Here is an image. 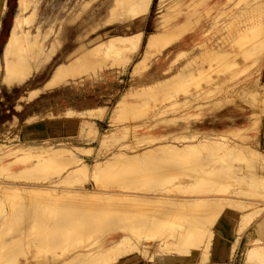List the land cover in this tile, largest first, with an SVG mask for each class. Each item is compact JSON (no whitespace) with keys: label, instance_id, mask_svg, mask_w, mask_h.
I'll return each instance as SVG.
<instances>
[{"label":"rangeland","instance_id":"obj_1","mask_svg":"<svg viewBox=\"0 0 264 264\" xmlns=\"http://www.w3.org/2000/svg\"><path fill=\"white\" fill-rule=\"evenodd\" d=\"M86 1L87 0H44L40 4L42 10L39 9L29 14L28 20H24V25L27 24L32 26L37 16L41 15L43 17L41 25L42 30H47L49 32L46 37L47 43L52 41L56 34H58L59 38L62 40L52 58L42 69L38 70L37 68L39 67L34 63L33 64L36 66H33V64L30 63L32 61L26 58V64L22 65V68L16 72V74L14 73L15 75L11 71V73L7 71L11 77H6L5 71L2 68L3 66H0V71H4V74H0V143H22L23 145L26 143H42L45 141L42 138L48 137L51 142H61L62 146L70 147V151H68L70 156L58 154L54 155L56 159L50 161L44 160L45 156H47L46 153H49L48 150L44 152V149L41 151L43 153L40 152L41 154H38L37 148H28L29 152L33 150L31 152L34 154H43V157L40 158L41 160L38 161L42 163L37 162L32 164L33 161L36 160L35 157H31L32 154H30V157H25L23 155L24 158L30 161L21 160L19 162L8 161L6 163H1L0 160V164H3L0 165V180L14 182L25 181L30 184H46L47 180L55 178L54 181H57L58 178L63 177L58 179L59 181L55 185L52 184V191L56 192L58 195L54 197L55 201L52 203L46 202L45 199H42V195H36L37 193H32L31 195H15L14 193H10L8 188L0 190V264H36L42 260L57 261L67 257L68 254L82 249L84 246L95 244L103 235L102 233L106 232V226L100 227L98 224L94 223H90L89 225H85L84 223L78 226L76 225L77 227L72 226V228H70V226V229L47 228L49 225L51 227V224H54L52 221H55L54 219L63 215L64 212L77 208L74 203L75 197H66V195L62 194L64 190L57 186L66 185V187H75L79 184L78 182L81 183L80 180L85 184H90L89 181H86L87 179H84L90 178L89 176L93 174L88 172L89 174L86 173L88 176H85V174H83L84 172L71 169L72 165H68L72 155H74L73 157L81 155L88 163H91L96 156L101 159L107 158L111 160L118 152L129 154L140 147L151 144L180 145L190 139L185 135L190 134L195 129H199L200 132L195 130L197 132L194 131L193 133H197V135L191 137L192 140H196V138L200 140V138L204 137L205 140L201 139V141L205 143L207 138H209L210 140L207 142L214 145H209L206 142L200 150L207 151L212 149V151L218 154L230 148L231 154L224 153L219 157H223L220 159L223 166L221 167L223 172H220V174L222 173L221 175L223 178H221V176H219L220 174L218 175L217 172V174L215 173L217 170L213 169L215 167L214 165H217L218 162H214V167H210V162V165L204 166V162L198 161L201 158H198L197 155H192L193 157H190V160L193 158L191 160L192 162L194 159H198V163H194V165L197 166L195 168L199 170V173L195 174L196 177L200 176L201 178H196L194 177L195 174H192L195 169L193 168L194 166H191L193 163L187 160L185 161V159L189 158L184 159L180 156L181 158L178 161V159H174V157L167 153L163 155L152 149H144L140 151L142 152L141 156L138 157L140 159L136 161L140 166H135L139 165L135 164L131 167H122L124 166L123 162L112 163L113 167H110L109 170L106 169L107 171H104L103 174L100 175L97 184L99 186H107L108 189L121 188V190H125L126 188L127 190L128 187L134 191H147L149 189V191L164 195H187V193L192 195L198 192L199 189H205L202 191L207 192L206 194L212 193L211 195L217 194V196L221 195L222 197L232 194L234 197H237V199L234 201L232 200L231 203V200L229 202H222L221 198H219V202L216 201L217 199L213 201L214 203L217 202L215 203L216 206L212 205L214 203L211 202L210 205L203 210L197 209L189 211L187 213L188 218H190L191 215L196 216H193V218L201 222L204 227L206 226L204 229L205 233L203 235L198 232L199 236L194 233L193 235L196 238L189 240L187 243L180 242L176 244L173 238H168L163 248L169 250L176 248L174 252L169 251L165 254L155 253L153 257L148 256V260L137 254H132L121 257L119 259L121 260L120 263L253 264L251 262L252 257H250L248 253L242 252V247H244V245L260 246L259 244L262 242L260 236L258 238L259 234L256 235V231L251 233L250 229L254 221L264 212V179H262L264 176V45L259 47L261 44H258L262 42V44H264V41H262V38L264 40V7H262L264 6V0H183L174 7L171 15H179L178 18L181 20L185 13L191 12L189 13L190 17L188 19L190 30L183 34V37L174 38L173 41L167 42L166 45L163 43L159 47H156L157 52L159 49H162V51L154 54L150 58L148 64L142 66L145 70L139 75L131 76L130 71L134 61L140 57L141 48L137 53H131V56L130 52H127L123 56H120L119 59L109 61L110 64L108 66L100 64L101 62H97L96 60L92 63L83 61L82 64H79L77 67L75 72L77 76H74V78L70 77V71L71 73L74 72L72 70L63 73L59 72L58 74L55 73L54 76L47 78L54 64L62 60L80 41L83 42L85 46H89L108 34H129L140 28L144 32L141 42L143 43L145 35L149 31L157 28L156 26L159 24L158 15L161 14V10H164L172 0H164L160 9L157 8L160 5V0H152L148 13L140 19L138 23L134 21H113L109 24L105 21L108 16L106 5L110 4L113 0H90L88 5L82 7ZM192 1L195 2L189 4ZM16 6L17 0H0V64H2L3 44L12 24V18L16 13ZM221 10L224 13L221 12ZM220 13L222 14L220 15ZM250 13L252 14L251 16H255L251 17ZM174 16H170L168 22L173 21L175 18ZM244 25H246V27ZM257 25L259 27H255ZM199 26H202V34L200 36L197 34L198 38L195 40L196 43H188V45L182 43L183 40L190 42L193 31L197 30ZM254 27L257 28V30L261 28V31H256ZM256 34L260 35L257 36ZM251 37H257L259 40L257 38L252 39ZM256 39L258 42H256ZM252 40H254V42H251ZM37 46L38 45H34L33 47L27 46L28 48H25V57H28L31 51ZM204 47L213 50L219 47L227 48V50H230V54L221 55L224 57H218V60L211 61V63L200 64V72H194L191 76H187L189 78L185 76L183 80H178L179 82H176L177 80L172 81V79H175L172 78V76L175 74L176 68L184 64L187 58L193 57V59L189 58L193 60L191 65L198 62L199 58L201 59V50ZM182 50L185 51L182 52ZM50 51L52 50H46L44 52H47L48 56H50L53 54V52L49 53ZM242 52L243 54H241ZM103 53L104 51L99 50L94 53V57ZM225 58H227V61ZM220 60L223 61L224 64H228L222 65ZM231 60H234V62ZM34 67L36 69H34ZM142 67H140L141 71ZM206 67L208 69H206ZM33 70H36V72L33 73ZM206 75H208V77ZM158 79H161V81L157 83L156 81H158ZM20 80H22L23 83L16 85ZM167 80L170 81L167 82ZM152 82H156L152 84L154 86L150 85L147 92L145 90L142 96L139 95L140 97H136L130 105H127L126 111L122 115V120L117 122L115 126H109L108 114L117 101L124 96L126 89L131 87L140 90L142 88H147L146 85ZM160 82L163 86L158 90V88L161 87ZM158 84L160 87L156 86ZM200 91H203L202 93L204 94L202 98L194 100L190 105L177 106L184 97H191L195 93H200ZM197 103L202 104L199 105ZM88 106H94V109L90 111L81 110V108L83 109ZM66 107L77 109L76 112L73 111L71 113L69 111V113H66L64 116L58 115V111ZM92 111L97 112L90 114L89 112ZM101 111L104 116L101 114ZM67 116H69L68 118L72 117L70 119H75L76 125L74 128L66 126L65 121L67 120ZM113 127L120 130V133H118L119 135L102 147L99 141L100 135ZM200 133L201 135L199 137ZM214 133L219 135L217 136V138L219 137V141L225 137L224 135H226L229 140H225L226 137L222 139L224 142H216L215 144V141H217L215 139L217 138L212 137L216 136L213 135ZM203 134H205V136H203ZM210 134L212 136H210ZM210 137H212L213 140H211L212 138ZM212 141H214V143H211ZM256 141L258 143H256ZM217 144L220 145V147ZM83 145H90L93 149H89L91 152L85 154L80 150ZM63 151L67 152L66 149ZM72 151L75 152L72 154ZM234 152H237L241 156H234V154H232ZM150 154L152 155L150 156ZM145 155H149L150 157ZM154 155L156 156L154 157ZM227 155L230 157L227 158ZM9 156L12 155L5 156L2 160H7ZM194 156L196 158H194ZM199 156L210 158L209 156L206 157L204 153H200ZM146 158L149 162H147ZM224 158H227L230 162ZM24 161H28V163H24ZM56 161H58V163ZM175 161H177L178 164L183 163L180 165H183L182 167L184 170L182 167H179L178 164H175ZM166 163H168V165H166ZM27 165H29V168H27ZM120 166L122 168H120ZM137 167L140 169H137ZM174 167H177V170L174 169ZM224 167L228 172H225ZM119 168L122 170H119ZM215 168H219L218 165ZM70 169L81 173L83 177L79 174H73L71 178L70 174L66 173ZM188 169L191 171H187ZM71 170L69 171L70 173H75L73 171L71 172ZM115 170L118 171V173H116ZM138 170L141 171L138 172ZM171 171L174 173L180 171L183 174L178 172L177 175ZM170 172L173 175L170 174ZM244 172H246V174ZM121 173L123 174L120 175ZM179 174L181 175L179 176ZM201 174L207 176L203 178ZM77 175L81 176L82 179ZM108 176L111 177L108 179ZM103 177H105V179ZM118 177L120 178L119 180ZM106 178L108 181H106ZM111 178L112 182L110 181ZM254 178H256L257 181ZM102 180L103 182H100ZM203 180L205 182H201ZM208 181L213 184L209 185L208 183L206 184L207 186L204 185ZM108 182L111 184H106ZM224 182L226 183L224 184ZM206 188L209 190H206ZM212 191H217V193L214 194ZM34 197L38 198L34 199ZM40 198L42 200H40ZM242 199L244 201H242ZM92 201H94V199L92 200L90 197H87V199H84L83 204L87 206L92 203ZM247 202L248 204H246ZM165 203L168 204V201H164L157 205H147L146 207H141V210H147L148 213L146 214L150 212L154 214L153 212L157 213L156 207L162 208V206L167 205ZM123 207V205H119L118 208L123 209ZM33 209H35V211ZM32 212L39 216L35 217L34 215V219L31 214ZM141 212L142 213L139 212V214H141L139 216L145 214L146 211ZM120 213V217L127 214L126 210ZM47 214L51 215V217H48L49 215ZM203 216H206V218H203ZM221 217H225L228 222H230L227 231L228 235L221 239L222 242L220 246L223 245V248L221 247V253L217 255H212L210 253L204 254L202 252L204 244L208 239L210 240L209 236L211 235V230ZM167 220L170 221L168 218ZM170 222L171 223L168 222L170 225L166 224L167 226H165V223L163 224V227H165V230H168V232L172 230L171 228H175V225L177 227L181 221L178 222L176 219ZM184 222L192 225L188 222L186 216H184L183 223ZM31 223L35 226L29 228ZM55 224L59 223L55 221ZM12 227L15 229H12ZM22 227H25L23 231ZM168 227H170V229ZM61 231H71V234ZM139 231H143V228H139ZM54 232L59 236L52 234ZM1 233L3 234L2 237ZM36 233H38L39 236L41 235L42 238L36 236ZM74 233L77 235L75 236ZM247 234H249L248 237ZM17 235L29 237V239L17 237ZM52 235L55 236L52 238ZM47 236L48 238H46ZM32 238H34L35 241L31 240ZM38 239L42 243H40ZM118 261L113 264H117Z\"/></svg>","mask_w":264,"mask_h":264},{"label":"bare ground","instance_id":"obj_2","mask_svg":"<svg viewBox=\"0 0 264 264\" xmlns=\"http://www.w3.org/2000/svg\"><path fill=\"white\" fill-rule=\"evenodd\" d=\"M42 1H44V0H17L16 13L14 14V16L12 18V24L10 26L8 35L6 37V40H5V42L3 44V48H2V64H0V66H3L2 68L5 71L6 77L7 76L11 77L7 73V71H9V73L12 72L13 74L14 73L16 74V72H18L22 68L21 66L26 64V58H27V60L32 61L30 63L36 64L39 67V68H37L38 70L42 69L44 67V65L52 58V56L54 55V53L56 52V50L58 49V47L61 44L62 40L59 38L58 34H56L54 36L52 41L47 43L46 37L48 36L49 32L47 30H42L41 25H42V20H43L42 18L43 17L41 15L37 16V18H36V20L32 26L27 25V24L26 25L23 24L24 20H26L28 18L29 14L36 12L37 10L41 9L40 4ZM89 1L90 0H87L83 4L82 7H85L86 5H88ZM163 1L164 0L159 1L160 5L157 8L160 9V7L163 5ZM182 1L183 0H172L171 3H169L164 8V10H161V14L158 15L159 24H157V26H156L157 28L149 31L145 35V39H144L143 43H141V42H142V39L144 36V32L140 28L137 29L136 31L132 32V33H129V34H108L104 38H101V39L95 41L94 43H92L89 46H85V44L80 41L66 56L63 57L62 60H60L56 64H54V66L52 67V69L49 73V76L47 78L54 76L55 73L56 74H58L59 72L63 73V72H67L69 70L74 71L72 73L70 71V74H71L70 77L74 78V76L75 77L77 76V74L75 73L77 67L79 66V64L81 65L83 61H85V62L87 61L89 63H92L94 60H96L97 62H101L100 64H103L104 66H108L110 64L109 61L117 60L120 58V56H123L127 52H130V56H131V53H134V52L137 53L141 48L140 57L136 61H134L133 65H132L133 67L131 68V71H130L131 76L139 75L141 72H143L145 70V69H143L142 66L147 65L150 58L154 54L162 51V49H159V51L157 52L156 47H159L163 43H164V45H166L167 42L173 41L174 38H179L181 36L183 37V34H185L186 32H188L190 30V26H189L190 24H189L188 19L190 17L189 13H191V12L185 13V15L183 16V18L181 20L178 18L179 15H175V16L171 15L174 7L177 4L181 3ZM151 2H152V0H113L110 4L106 5V11H107L108 16H107L105 21L107 24L112 23L113 21H117V22L134 21V22L138 23V21L140 19H142L148 13ZM193 2H195V1H192L189 4H192ZM234 4H235V2H234ZM257 4H259V3H257ZM231 5H233V4H231ZM252 5H255V4H252ZM262 7H264V6H262ZM246 8H248V7H246ZM227 9H228V7H227ZM250 10H251V7H250ZM221 12H223V11L221 10ZM247 12H249V11H247ZM254 12H255V10H254ZM260 12H262V11H260ZM246 13H244V14H246ZM221 14L222 13H220V15ZM239 15H241V14H239ZM251 15L252 14L250 13V16ZM260 15H259V17H260ZM170 16H174L175 18L173 19V21L168 22L170 19L169 18ZM254 16H251V17H254ZM246 17H248V16H246ZM258 19H260V18H258ZM194 20H197V19H194ZM232 20H234V19H232ZM236 20H238V19H236ZM243 20H245V19H243ZM240 22H243V21H240ZM258 22H260V21H258ZM250 24H248V25H250ZM244 26L246 27V25H244ZM255 27H259V26L257 25ZM201 29H202V26H199V28L197 30L193 31V33L190 37V39H191L190 42L183 40L182 43H184L185 45H188V43H192V44L196 43L195 40H196V38H198L197 34H199V36L202 34ZM255 30L259 32V31H261V28H260V30H257V28H255ZM256 35L259 36L260 34H256ZM256 35H254V36H256ZM263 36H264V34H263ZM255 38H257V37H255ZM255 38H252V39H255ZM234 40H235V38H234ZM258 40L256 42H258ZM262 41H264L263 38H262ZM242 42H243V40H242ZM251 42H254V40H252ZM171 43H169V44H171ZM262 43H258L259 45L261 44L259 47L264 45ZM34 45H38L36 47L37 49L35 48L34 50L31 51V53L28 55V57H25V55H24L25 54V48L33 47ZM209 49H211V48H208V47L202 48L201 59L199 58L198 62H195L194 65H191V62L193 60L189 59V58L193 59V57L187 58L184 64H182L176 68V72L173 75L175 77L172 76V78H175V79H172L171 77H169V78H171L172 81L177 80L176 82H179L178 80H180V81H181V79L183 80V78L185 76L186 77L189 75L191 76V74H193L196 71L200 72V70H201V67L199 66L200 64L211 63V61L218 60L217 59L218 57H224L221 55L230 54L229 53L230 50H227V48H220L219 47V48H215L214 50L213 49L209 50ZM46 50H52L49 53L53 52V54L48 56L47 52H44ZM99 50L104 51V53L99 54L96 57H94V53L99 51ZM184 51L185 50H182V52H184ZM246 51H250V50H246ZM241 54H243V52ZM233 57H234V54H233ZM225 60L227 61V58H225ZM221 62H222L221 63L222 65L228 64V63L224 64L223 61H221ZM232 62H234V60ZM34 64H33V66H36ZM140 67H142V71H141ZM34 69H36V68L34 67ZM206 69H208V68L206 67ZM4 71L1 70L0 74H4ZM205 71H207V70H205ZM34 72H36V70H33V73ZM206 76L208 77V75H206ZM169 78H166V79H169ZM187 78H189V77H187ZM213 79H215V78H213ZM159 81H161V79H158V81H156V82L158 83ZM169 81L170 80H167V82H169ZM156 82H152L150 84H147L146 85L147 88H142L140 90H137L136 88H131V87L126 89L124 96H122L117 101V103L113 106V108L110 110V112L108 114L109 126H115L117 122L122 120V115L126 111L127 105H130V103H132V101L135 100L136 97H140L139 95L142 96V94L145 92V90L147 92L149 90L150 85L155 84ZM22 83H23L22 80H20L16 83V85H20ZM152 86H154V85H152ZM156 86H159V84ZM160 86H159L160 88H158V90H160L163 86V84H161V82H160ZM202 92L203 91H200V93H195L191 97H184L179 102V104L177 106L181 107L182 105H190V103H192L194 100H198V99L203 97L204 94ZM197 104H199V103H197ZM200 104H202V103H200ZM70 108L71 107H66L65 109L59 110L58 115L64 116V115H66V113H69V111L71 113L73 111L76 112V109H77L76 107H73L76 109H72V108L70 109ZM93 109H94V106H88V107H85L83 109L81 108V110H88V111L93 110ZM100 110H98V111H100ZM96 112L97 111H92L89 113L92 114V113H96ZM101 114H103L102 111H101ZM101 114H100V116H101ZM103 116H104V114H103ZM68 117L69 116H67V118H66L67 120L65 121L66 126L69 128H74L76 125L75 119L74 118L70 119L72 117H70V118H68ZM101 118H102V116H101ZM195 130H198L200 132L199 129H195ZM203 131H205V130H203ZM193 132L185 135V136L189 137L190 139L187 142H184L180 145L179 144H171V145L170 144H151V145L140 147L136 151H132L129 154L124 153V152L123 153L118 152L117 154L114 155V157L111 160H109L107 158L101 159L98 156H96L95 158H93L91 163H88L83 158V156L80 155V156L73 157L74 155H72V158H70L69 162H68V165H70V164L72 165V166L70 165L71 169H76L77 171L84 172L83 174H85V176H88V174L91 173V174H93L92 176H94V177H92L91 175L89 176L90 178L84 177L85 178L84 180L87 179L86 181H89L90 184H85L82 180L79 179L81 181V183L78 182L79 184H77L75 187H70V186L66 187V185L65 186L64 185L63 186H59V185L57 186L58 188H61L62 190H64L63 193L62 192L61 193L66 195V197H68V196L75 197L74 203L76 204L77 208L74 210H69V211L64 212V214L58 218L56 217L57 219H54V220L57 221L59 224H55V221H52L55 225L51 224L52 226L50 227V225H49V227H47V228H50V229H52V228L53 229H55V228H60V229L68 228V229H70V228H72V226L77 227L78 225H81L84 223H85V225H89L90 223H94V224H98V226H100V227L106 226L107 230H106V232L102 233L103 235L96 241L95 244H90V246H84V247H82V249H80L74 253L68 254L67 257L62 258L60 260H57V261H55V260L54 261H47V260L43 261L42 260L41 262H37L36 264H113V263L117 262L121 257L129 256L132 254H137L140 257L148 260L149 259L148 256L153 257V255L155 253L156 254H162V253L165 254L169 251L174 252V250H176V248H173L171 250H169L167 248H163L164 243L167 242L168 238H173L174 243L178 244L180 242L187 243V242H189V240H192L193 238L195 239L196 237H194V235H193L194 233H195V235H198V236H199L198 232H200L201 234L204 235V233H205L204 229L206 226L204 227V225H202L201 222H199L196 218H193L194 215L193 216L191 215L190 218H188L187 213L191 210H197V209L203 210L205 207L210 205V203L215 201L216 199H217L216 201L219 202V198H221L222 202H224V201L229 202L231 200L230 202L232 203V200L233 201L236 200L237 197H234L232 194L231 195L228 194L230 196L225 195L223 197L220 194L219 195L221 197L217 196V194L211 195L212 194L211 192H210L211 194H206L207 192H203L205 189L204 190L199 189L200 191L198 190V192L194 191L196 193L190 192V193H193L192 195L189 193H187V195L186 194L185 195H182V194H180V195H173V194L172 195H164V194L155 193L153 191H149V189L147 191H143V190L142 191H134V190L130 189L129 187L127 190H126V188H125V190H121V188L120 189H114V188L108 189L107 186H99L97 184L98 178L100 177V175L103 174L104 171H107L106 169L109 170L110 167L112 168L114 163L123 162L124 166H122V167H125V166L131 167L132 165L139 164L138 162L136 163V161H138L140 159V158H138L139 156H141V153H142L140 151L144 150V149H152L153 151H156L157 153H160L163 155H165L167 153L168 155L174 157V159H178V161L181 158L180 156H182V158H184V159L189 158V159H185V161L187 160V161L192 162L191 160L193 158H191V160H190V157H193L192 155H197V157L201 158L202 160L201 159L200 160L194 159L192 162L193 164L191 165V166H194L193 168L197 167L196 165H194V163L195 164L198 163L197 160L200 162L201 161L204 162L203 163L204 166H208L211 164L210 167H214V166L217 167V165H218L219 168L214 167L213 169L217 170V171H215V173L217 172L219 175L220 172H223L221 170V167H223V166H222V163L220 162V159L223 157H221V158H219V157L221 155H223L224 153H226V154L230 153L231 152V150H229L230 148L229 149L227 148V150L225 149L224 151H222L218 154L215 153L214 151H212V149H210V148H209L210 150H207V151L203 150L202 151V150H200L201 147H203L204 144L210 139L207 138L205 143H202V141H201V139L205 140L204 137L200 138V140H199V138H196V140H192L191 137H195L197 135V133H193ZM195 132H197V131H195ZM206 132H207V130H206ZM118 133H120V130L115 129V127L109 128V130L105 131L103 134L100 135V140H99L100 145L103 147L108 142L110 143L117 135H119ZM203 133H205V132H203ZM200 135H201V133L199 134V137H200ZM213 135H216V136H212L210 134V136L215 137V138H217V136H219L216 133H214ZM203 136H205V134H203ZM224 136L225 137H223V136H220V137H223V138L227 137L226 135H224ZM212 137H210V138H212ZM42 139L45 140L42 143H32V144L26 143L25 145H23L21 143L22 141L19 142L21 144L12 143L13 145L1 142L0 143V160H1V163L2 162L6 163L8 161L19 162L21 160H29L27 158H24L23 155L25 157H30V154H32L31 157L36 158V160H34L32 164H35L39 160H41L40 158L43 157V154L42 155H37V153L34 154L31 152L33 150H31L29 152L28 148L34 149V147L37 148L36 150L39 152L38 154L43 153L41 151L44 149H45L44 152H46V150L49 151V153H46L47 156H45V158H44V160H46V161L56 159V158H54V155H58V154L70 156L69 152H68V151H70L69 150L70 147L62 146L61 142H57V143L51 142L49 140L50 138H48V137H45ZM222 139L220 141H219V137L217 139H215V140H217V141L214 140L215 144H216V142H218V143L224 142V140L222 141ZM211 140H213V138ZM225 140L228 141L229 140L228 137ZM48 141H50V142H48ZM214 141H212L211 143H214ZM209 143L210 142H207V144H209ZM229 143H230V141H229ZM256 143H258V142L256 141ZM222 144H224V143H222ZM227 144H228V142H227ZM227 144H224V145H227ZM209 145H212V144H209ZM58 146H60V147H58ZM212 146H214V145H212ZM218 146L220 147V145H218ZM229 146H231V145H229ZM91 147L92 146H90V145H83L80 150H81V152L87 154V153L91 152L89 149H93V147L92 148ZM64 149H66L67 152H64L63 151ZM73 152H75V151H72V154H73ZM149 153H145V154H149ZM200 153L201 154L204 153L206 157L209 156L210 158L207 157L208 158L207 159V158L201 157V156H199ZM232 154H234V156L240 155L237 152H234ZM8 155H12V156H9L7 158V160H2L3 157L8 156ZM151 155L152 154H150V156ZM145 156H147V155H145ZM150 156L148 155L147 157H150ZM155 156L156 155H154V157ZM63 157H61V158H63ZM142 157H144V156H142ZM165 157H167V156H165ZM175 157H177V158H175ZM224 157H225V155H224ZM229 157L230 156L227 155V158H229ZM194 158H196V157L194 156ZM227 158H224V159L227 160ZM231 158H233V157H231ZM57 159H59V158H57ZM63 159H65V158H63ZM204 159H205V161H204ZM227 161L230 162V160H227ZM56 162L58 163V161H56ZM63 162H65V161H63ZM147 162H149L148 159H147ZM209 162H210V164H209ZM214 162H218V164L214 165L215 164ZM24 163H28V161L27 162L24 161ZM38 163H42V162H38ZM175 164H178L177 161H175ZM180 164H183V163H180ZM180 164H178V166L182 167L183 165H180ZM223 164H224V162H223ZM0 165H3V164H0ZM29 165H27V168H29ZM166 165H168V163H166ZM66 166H67V164H66ZM135 166H140V164L135 165ZM157 166H159V165H157ZM175 166H177V165H175ZM1 167H3V166H1ZM122 167L120 166V168H122ZM120 168H119V170H122ZM176 168L177 167H174V169H176ZM230 168H232V167H230ZM137 169H140V168L137 167ZM182 169H183V167H182ZM189 170L190 169H188L187 171H189ZM224 170H225V172H228V171H226L225 167H224ZM69 171L66 173L70 174V177L73 174L74 175H76V174L81 175V173H79L77 171L75 172V171L71 170V172L73 171L75 173H70ZM139 171H141V170H138V172ZM180 171H181V169H180ZM180 171H178V172L181 173L182 171L181 172ZM198 171L199 170L195 168L193 170L192 174L199 173ZM200 171L203 172L202 170H200ZM210 171H212V170H210ZM171 172L174 173L173 171H171ZM171 172H170V174H172ZM247 172H249V171H247ZM86 173H88V174H86ZM116 173H118V171H116ZM123 173H121L120 175H122ZM177 173H174V174H177ZM188 173H190V172H188ZM206 173H204V174H206ZM244 173L246 174V172H244ZM33 174H35V173H33ZM181 174H183V173H181ZM181 174H179V176ZM209 174H211V173H209ZM221 174L219 176H221V178H223ZM79 175H77V176H79ZM213 175H214V173H213ZM81 176H79V177L81 178ZM201 176H203V178H204V176H207V175L201 174ZM105 177H103V178L105 179ZM109 177H111V176H108V179H109ZM170 177H172V176H170ZM174 177H175V175H174ZM194 177H196V174ZM199 177L200 176H198L196 178H199ZM237 177H239V176H237ZM10 178H12V177H10ZM32 178H34V177H32ZM61 178H63V177H61ZM61 178H58V179H61ZM76 178H78V177H76ZM186 178L189 179L188 177H186ZM54 179L55 178L47 180L48 184L47 183L46 184L45 183H32V184H30V183L25 182V181L14 182V181L0 180V190L4 189V188H8L10 190V193H14L15 195L16 194L31 195L32 193H37L36 195H42V199H45L46 202L52 203L53 201H55L54 197L58 196L56 192L52 191V188H53L52 184L55 185L59 181L58 179H57V181L56 180L54 181ZM108 179L106 178V181H108ZM119 179L120 178L118 177V180ZM214 179H216V178H214ZM254 179L257 181L256 178H254ZM262 179H264V176ZM65 180H67V179H65ZM111 180H112V178L110 179V181ZM114 180L117 181L116 179H114ZM114 180H113V183H114ZM200 180H198V181H200ZM204 180L201 182L206 181V180L205 181ZM66 182H64V183H66ZM100 182H103V180ZM195 182H194V184H195ZM209 182L210 181L206 182L204 185L208 184ZM253 182H255V181H253ZM225 183L226 182H224V184ZM106 184H111V183L108 182ZM188 184H189V182H188ZM210 184H213V183H209V185ZM69 185H71V184H69ZM218 186H220V185H218ZM122 189H124V188H122ZM206 190H209V189L206 188ZM238 190H241V189H238ZM212 192H214V191H212ZM215 193H217V191L214 192V194ZM231 196H233V197H231ZM39 197H41V196H39ZM87 197H90L92 200L94 199V201H92V203H90L86 206L83 204V202H84V199H87ZM36 198H38V197H36ZM36 198L34 197V199H36ZM223 198H225V199H223ZM42 199L40 198V200H42ZM67 199H69V198H67ZM164 201H168V204L165 203L167 205L162 206V208L156 207L157 213L152 211L154 213V214H152L150 212L152 215L150 213L146 214V213H148L147 210H141V207H146L147 205H149V206L150 205H157V204H160ZM242 201H244V200L242 199ZM35 202H38V201H35ZM217 202H215V203H217ZM238 202H240V201H238ZM215 203L212 205L216 206ZM246 204H248V202ZM119 205H123L124 206L123 209H119L118 208ZM208 209H210V208H208ZM33 210L35 211V209H33ZM123 210H126L127 214H125V216L120 217L121 216L120 212ZM140 210L146 211L145 214H143L142 216H139V215H141V214H139V212L142 213ZM149 211H151V210H149ZM31 214L34 218V215H35L34 212H32ZM119 214H120V216H119ZM47 215H49V214H47ZM37 216H39V215L38 214L35 215V217H37ZM184 216L187 217L188 222H190L192 225H189L185 222L183 223ZM42 217H43V215H42ZM48 217H51V215H49ZM194 217H196V216H194ZM167 218L170 221L171 220L175 221L177 219L178 222H180V221L181 222L179 224L177 223L178 224L177 227L175 225V228H171L173 231L171 230L168 232V230H165V227H163L164 223H165V226H167L166 224H168V222L171 223L170 221L167 220ZM203 218H206V216H203ZM213 220H215V219H213ZM52 222H50V223H52ZM32 223L29 226V228L35 226V225L33 226ZM101 224H103V225H101ZM229 224H230V222H228V220L225 217H221V219L217 222V224L211 230L212 232H211V235L209 236L210 240L208 239L207 242L204 244V248L202 251L204 254L210 253L212 255L213 254L217 255V254L221 253V250L223 248V245L220 246V244L222 242L221 239L223 237H225L226 235H228L227 231H228ZM168 225H170V224H168ZM15 227H17V226H15ZM25 227H22L23 228L22 231L24 230ZM139 228H143V231H139ZM168 228L170 229V227H168ZM12 229H15V228L12 227ZM26 230H27V228H26ZM26 230H25V232H26ZM250 230H251V233L256 231V235L259 234L258 238L260 236V239H262V242L260 240V242H261L259 244L260 246L244 245V247H242V252L248 253L250 255V257H252L251 262L253 264H264V212H263V214H261V216H259L254 221V224L252 225ZM45 232H47V231H45ZM61 232L70 233L71 231L70 232L61 231ZM5 233H6V231H5ZM52 234H56V233L54 232ZM74 234H75V236L77 235L76 233H74ZM2 235L3 234L1 233V237H2ZM26 235H27V233H26ZM56 235H58V234H56ZM95 235H97V234H95ZM149 235H151V236H149ZM36 236H39L38 233H36ZM53 236H55V235H52L51 237L53 238ZM248 236H249V234H247V237ZM17 237H24V236L17 235ZM39 237L42 238L41 235ZM51 237H50V239H51ZM65 237H68V236H65ZM24 238L29 239V237H24ZM46 238H48V236ZM31 240H34V238H32ZM27 241H29V240H27ZM53 241H51V242H53ZM210 241H211V243H210ZM39 242H40V240H39ZM40 243H42V242H40ZM31 264H35V263H31Z\"/></svg>","mask_w":264,"mask_h":264},{"label":"crops","instance_id":"obj_3","mask_svg":"<svg viewBox=\"0 0 264 264\" xmlns=\"http://www.w3.org/2000/svg\"><path fill=\"white\" fill-rule=\"evenodd\" d=\"M120 262H121V260H119L117 264H121ZM130 264H133V262H130Z\"/></svg>","mask_w":264,"mask_h":264}]
</instances>
